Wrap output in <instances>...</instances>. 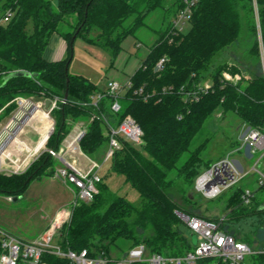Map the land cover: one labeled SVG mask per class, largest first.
<instances>
[{
  "label": "trees",
  "instance_id": "16d2710c",
  "mask_svg": "<svg viewBox=\"0 0 264 264\" xmlns=\"http://www.w3.org/2000/svg\"><path fill=\"white\" fill-rule=\"evenodd\" d=\"M56 1L55 12L51 0H0L2 15L8 9L14 12L7 27L0 29V122L16 110L15 99L18 97L43 101L61 99L67 89L68 103L58 104V108L50 113L54 130L46 141V148L59 150L72 127L77 122H84L86 133L80 141V149L91 159L92 154L107 144L101 121H90L93 115L101 113L111 117L113 123L130 116L143 131L140 146L123 143L111 160V169L138 192L139 202L133 204L112 193L102 179L92 200L89 203L80 201L73 208L69 223L61 229V245L77 253L86 250L90 257L103 255L110 258L116 252L119 259L140 244L144 245L147 255L183 256L193 245L179 230L181 222L176 215L179 208L171 193L169 172L176 169L181 155L189 151L192 140L217 108L234 113L247 128L264 132V74L257 71L248 79L241 77L233 85L222 82L221 73L226 70L235 74L238 70L211 65L212 58L220 50L240 37L243 25L253 37L251 51L260 59L251 0H198L186 33L171 35L169 24L160 32L158 40L131 77L132 89L123 96L121 101L126 104L118 115L110 114L112 100L108 96L101 100L98 110L81 105L89 103L91 96L104 93V90H99L85 77L65 73L72 59L74 41L80 38L88 45L108 50L115 58L121 51L122 41L144 24L147 15L163 9L169 10L173 18L182 8L180 0ZM257 1L264 43V0ZM167 3L171 7H167ZM68 16L74 18L71 31L60 33L67 57L47 61L43 55L48 41L54 33L58 34V27ZM129 19L131 22L126 25ZM28 24L32 27L30 33L26 31ZM94 30L96 36L91 37ZM160 59L165 61L161 70L156 71ZM17 71L27 75L12 77L4 83L6 76ZM206 78L211 84L209 92L198 102L185 103L179 89L190 90ZM170 87L172 92L162 93L163 88ZM140 88L143 97L134 96L133 91ZM204 146L203 143L191 151L178 168L184 181L192 187L200 173L202 162L198 155ZM55 162L43 152L23 174H0V194L20 196L40 174L47 172L49 177L56 167ZM204 166L208 168L210 163L206 162ZM244 189L236 186L228 192L226 221L221 229L247 244L237 236V231L226 225L231 220L264 214V209H260L264 201H257L253 208L249 206L254 197L250 205L241 204L240 195ZM179 190L183 200L192 207L196 205L189 195L185 196L184 188ZM182 212L218 221V217H207L191 209L184 208ZM257 260L264 264V256ZM43 261L45 264H69L52 255L43 256ZM206 263L209 261L200 264Z\"/></svg>",
  "mask_w": 264,
  "mask_h": 264
},
{
  "label": "built area",
  "instance_id": "2783aa9c",
  "mask_svg": "<svg viewBox=\"0 0 264 264\" xmlns=\"http://www.w3.org/2000/svg\"><path fill=\"white\" fill-rule=\"evenodd\" d=\"M198 0H180L182 8L172 18L171 35L183 33L185 26L189 25L192 11ZM255 31L258 40L261 68L264 71V43H262V29L259 17V3L257 0H251ZM14 12L10 9L0 16V29L6 27ZM138 47V46H137ZM165 59H160L155 69L161 70ZM264 74V73H262ZM222 82L236 85L240 80L237 75L229 72L221 74ZM211 88L209 82L202 81L199 85L186 90L179 89L178 93L185 103H195L206 95ZM132 89V83L129 80L126 84L120 85L117 82H108L104 93L91 96L89 103H82V106H92L99 109L98 105L104 97L108 96L112 102L109 106L110 114L118 115L122 106L120 101L123 96ZM142 88L133 91L134 96H142ZM172 87L162 89V93L172 92ZM144 98H147L144 97ZM31 98L18 97L15 99L16 110L11 114L9 120L0 128V174L20 175L23 174L31 164L43 153L47 152L55 159L60 166L55 167L54 171L48 177L49 182L56 180L69 184L73 188L74 200L69 209L61 210L57 213L54 221L48 227L46 232L40 237L31 241L20 239L0 227V264H45L43 256L52 255L56 258L67 261L69 264H135L145 262L147 264H200L209 261L206 264H247L246 258H256L264 256V247L252 249L244 242L236 240L233 236L225 233L221 225L226 221L225 216L218 217L217 222L209 221L197 216H190L181 212H176L180 222L187 226L191 234L196 237V244L193 248L179 257L161 256L159 254L147 255L144 245L140 244L129 249L124 256L114 261L111 258L100 255L90 257L86 250L77 253L69 249H64L61 245V229L67 225L71 219V214L75 205L82 201L89 203L93 196L98 193L97 184L102 181L99 175V169L102 164L86 157L80 149V141L86 133L84 122H77L61 143L59 150L48 149L45 144L41 149L32 155L24 150H17L18 153L25 152L26 157H20L7 151L10 144L15 143L16 133L20 130L21 124L31 117L32 111L37 110L50 113L58 104L66 105L67 99H50L49 107H46L44 101H39L32 106L30 113L21 117V113ZM50 119V118H49ZM94 119L101 121L104 127V134L107 138V148L103 156V163L111 162L115 153L120 151L123 143H129L140 146L143 138V131L138 123L130 116H124L118 122L113 123L112 118L103 113L93 115L90 121ZM51 130L48 136L53 133L54 125L50 124ZM49 137H47L48 139ZM46 139V141H47ZM241 148L248 152L251 157L256 152H261V156L255 161L253 171L257 172V183L259 187L264 186V172L258 168L262 165L264 159V132L262 130L247 128L240 136ZM84 159V164L81 163ZM247 172L242 171L234 160L225 157L218 160L203 172L199 173L194 180V191L206 200H214L222 194L231 191L245 177ZM254 193L245 188L240 195L241 204L250 205ZM8 201L11 196L6 197ZM255 264V263H253Z\"/></svg>",
  "mask_w": 264,
  "mask_h": 264
},
{
  "label": "rangeland",
  "instance_id": "374dc122",
  "mask_svg": "<svg viewBox=\"0 0 264 264\" xmlns=\"http://www.w3.org/2000/svg\"><path fill=\"white\" fill-rule=\"evenodd\" d=\"M169 3H167V7H171ZM51 4L53 10L56 12L57 1L51 0ZM1 15L2 11L0 10ZM171 15L172 13L169 10L163 9H157L147 15L144 24L122 41L121 51L115 58L111 56L108 50L99 46L88 45L82 39L77 38L72 45V59L68 66V74L87 78L99 90H105L108 82L115 81L120 85L126 84L141 66L148 51L158 40L160 32L164 31L170 24L172 20ZM73 22L74 18L71 16L64 19V22L58 27V34L54 33L50 37L47 49L55 47V40H61L60 33L71 31L70 26L73 25ZM130 22L131 19L125 24L127 25ZM31 28V24H28L26 28L27 33H30ZM188 29L189 26H185L183 33H186ZM90 34L91 37H95L96 31L94 30ZM252 45L253 37L250 35L247 26L243 25L240 37L231 45L220 50L212 58L211 65L216 68L227 66L230 70L234 68L238 72L233 75H237L239 79L241 77L248 79L257 71L264 73L261 68L260 59L258 60L256 55L251 51ZM66 57L67 53L65 52L64 58ZM224 72L228 71L224 70ZM204 81L208 82L207 78ZM39 101L42 102L43 100L31 98L30 103L25 106L20 118L23 115L27 116L32 110V106ZM120 103L122 107L126 104L123 101H120ZM40 112V110H35V113ZM9 118L5 117L1 120L0 128L4 126ZM49 118L50 124L53 123L54 125V120L51 116ZM21 120L20 122H22ZM20 122V130L16 133V136L21 141L32 139L34 143L37 136L33 133L35 131L32 125L42 127L44 122L37 121L29 125L21 124ZM246 129L247 126L234 113L229 111L224 112L221 108H217L208 116L201 130L192 140L189 151L181 155L176 164V169L168 174V179L172 181L171 193L180 210H177L178 212L183 213L184 208L191 209L207 217H222L227 213L228 192L214 200H206L194 191L189 182L184 181L182 174L178 170L185 163L189 153L203 143L205 146L198 155L202 162L199 166L200 173L206 169L204 166L206 162L212 164L227 156L231 160L243 158V170L247 172V176L237 186L248 188L254 193V202L249 207L253 208L257 201L258 203L264 201V189H259L257 183L258 174L253 171L255 161L262 153L256 152L251 157L245 156V150L241 148L240 136ZM106 148L107 145L104 144L95 154L90 156L98 164H102L99 169V175L103 177L104 182L112 193L125 197L133 204H137L139 202L138 192L128 183L124 182L123 176L113 172L110 161L103 163ZM15 150V147L7 148V151L18 154L22 158L27 156L25 152L18 153ZM261 162L262 165L258 169L264 172V159ZM55 166H60V164L55 162ZM181 188H184L185 196L189 195L193 202H196V205L192 207L191 203H187L181 198L183 196V193L179 190ZM72 189L71 185L59 180L53 183L49 182L48 174L45 172L37 176L20 196H12L11 201H8L4 194H0V227L26 241L40 237L54 221L58 212L70 208L74 200V190ZM14 198H17V200L13 201ZM260 209H264V203L261 204ZM226 225L230 230L237 231V236L243 238L250 248L258 249L264 247V214L231 220ZM179 230L184 237L187 239L191 238L192 234L190 230L183 223H180ZM115 253L110 255L113 261L117 259ZM245 262L247 264L260 263L256 258H246Z\"/></svg>",
  "mask_w": 264,
  "mask_h": 264
},
{
  "label": "crops",
  "instance_id": "0c3cea01",
  "mask_svg": "<svg viewBox=\"0 0 264 264\" xmlns=\"http://www.w3.org/2000/svg\"><path fill=\"white\" fill-rule=\"evenodd\" d=\"M54 46H55L54 48L49 47V49H47L46 47V50L43 55L45 60L53 62V61H59V60L64 59L65 52H66V45L64 41L62 39L55 40ZM37 121H43L44 124L42 127L32 125L33 130L36 132V133L35 132L33 133L35 136H37L34 143L32 139L21 141V139L16 137L15 143L10 144L8 148L15 147L16 149L15 151H17L18 149L20 151L24 150L26 153H29V155H32L35 152H37L39 149H41L46 142V139L50 133L51 127H50L49 117L46 115V113H42V112L35 113L34 110L32 111L31 117L26 120L25 125H29L32 122H37ZM31 143L33 144L31 145ZM245 156L250 157L247 151H245ZM234 161L236 162L237 166L242 171H244L243 165H242L244 164L243 158L240 160H234ZM83 162H85L84 159L83 160L81 159V163Z\"/></svg>",
  "mask_w": 264,
  "mask_h": 264
},
{
  "label": "water",
  "instance_id": "95a60500",
  "mask_svg": "<svg viewBox=\"0 0 264 264\" xmlns=\"http://www.w3.org/2000/svg\"><path fill=\"white\" fill-rule=\"evenodd\" d=\"M67 71H68V66H67L66 69H65V73H66V74H67ZM25 75H27V74H26L25 72H23V71L13 72V73H11V74H9L8 76L5 77V79H4V83H5L8 79H10V78H12V77H20V76H25ZM66 81H67V83H68V79H67ZM67 97H68V90L66 89V91H65V93H64V95H63V99H67ZM49 103H50L49 100H45V101H44V104H45L46 107H49ZM48 137H49V136H48ZM16 200H17V198H14V199H13V201H16ZM190 241H191V244L194 246V245L196 244V237H195L194 235H192L191 238H190Z\"/></svg>",
  "mask_w": 264,
  "mask_h": 264
},
{
  "label": "bare ground",
  "instance_id": "6f19581e",
  "mask_svg": "<svg viewBox=\"0 0 264 264\" xmlns=\"http://www.w3.org/2000/svg\"><path fill=\"white\" fill-rule=\"evenodd\" d=\"M48 137V136H47Z\"/></svg>",
  "mask_w": 264,
  "mask_h": 264
}]
</instances>
